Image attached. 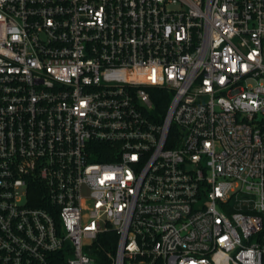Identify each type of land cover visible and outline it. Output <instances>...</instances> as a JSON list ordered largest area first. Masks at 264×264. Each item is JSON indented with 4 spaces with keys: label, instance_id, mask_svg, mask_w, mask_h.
<instances>
[{
    "label": "built area",
    "instance_id": "obj_1",
    "mask_svg": "<svg viewBox=\"0 0 264 264\" xmlns=\"http://www.w3.org/2000/svg\"><path fill=\"white\" fill-rule=\"evenodd\" d=\"M0 264H264V0H0Z\"/></svg>",
    "mask_w": 264,
    "mask_h": 264
},
{
    "label": "trees",
    "instance_id": "obj_2",
    "mask_svg": "<svg viewBox=\"0 0 264 264\" xmlns=\"http://www.w3.org/2000/svg\"><path fill=\"white\" fill-rule=\"evenodd\" d=\"M156 93L163 95V101L161 103H159V102H157V100H155V99L154 100L156 101L158 106H160V107L163 106L166 108V106L168 105V98H166V94L162 91H157ZM164 96H165V98H164ZM117 241H118V238L113 231L105 233L102 237H100V240H99L100 244L104 247V249L116 248Z\"/></svg>",
    "mask_w": 264,
    "mask_h": 264
}]
</instances>
